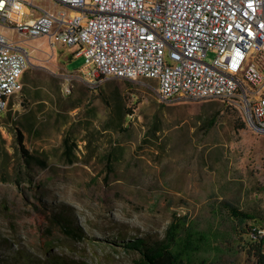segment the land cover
Instances as JSON below:
<instances>
[{"label":"rangeland","instance_id":"rangeland-1","mask_svg":"<svg viewBox=\"0 0 264 264\" xmlns=\"http://www.w3.org/2000/svg\"><path fill=\"white\" fill-rule=\"evenodd\" d=\"M27 1L56 8L52 0ZM40 41L66 73L84 65L80 57L69 59L76 47ZM46 71L41 79L51 75ZM74 81L48 80L34 86L32 97L23 85L0 114V264L53 258L134 264L136 254L122 242L164 238L175 217L205 238L197 261L251 264L256 237L226 207L256 216L264 231V135L248 127L241 108L221 101L162 102L153 80L107 78L93 89ZM53 94L56 102L49 101ZM38 97L47 103L32 101ZM116 102L127 117L122 133L105 131ZM7 118L23 129L26 149L43 164L26 166ZM58 216L73 229L57 224Z\"/></svg>","mask_w":264,"mask_h":264},{"label":"built area","instance_id":"built-area-1","mask_svg":"<svg viewBox=\"0 0 264 264\" xmlns=\"http://www.w3.org/2000/svg\"><path fill=\"white\" fill-rule=\"evenodd\" d=\"M52 2L45 10L0 0V27L19 32L23 44L0 31V114L23 91L28 49H36L29 42L47 37L52 48H77V77L92 89L107 78L153 80L162 102H228L264 135V0ZM29 6L40 12L35 19L25 18Z\"/></svg>","mask_w":264,"mask_h":264},{"label":"trees","instance_id":"trees-1","mask_svg":"<svg viewBox=\"0 0 264 264\" xmlns=\"http://www.w3.org/2000/svg\"><path fill=\"white\" fill-rule=\"evenodd\" d=\"M25 74V72H24ZM23 74V76H24ZM225 104H230L224 102ZM6 113V112H5ZM4 113V114H5ZM129 115H132L129 112ZM4 114H1L4 115ZM126 113L123 111L122 105L118 102L115 103V110L113 117L109 119L105 126V131H116L122 133L126 129ZM5 119L4 124H9L14 127V136L16 143L19 147L21 158L25 161L26 166L29 168L32 162L42 163L26 149L25 136L23 129L14 124L12 121L7 122ZM215 124V122H213ZM66 153H72L71 146L69 145L68 138L64 140ZM231 215L239 222L238 225L250 229V237H256V240L250 244V254L252 256L251 264H264V236H258L255 230H258L257 217L250 215L247 212L240 211L239 208L233 204H226ZM57 224L67 226L73 229L69 220L64 216H58ZM73 235H78L77 232L71 231ZM205 238L199 233L193 231L190 225L185 224L184 219L175 217L166 230L164 238H137L132 241H123L122 247L126 250L136 254L134 264H207V260H198L199 254L204 250ZM43 264H67L63 260L51 259ZM208 264H216L214 262Z\"/></svg>","mask_w":264,"mask_h":264},{"label":"crops","instance_id":"crops-1","mask_svg":"<svg viewBox=\"0 0 264 264\" xmlns=\"http://www.w3.org/2000/svg\"><path fill=\"white\" fill-rule=\"evenodd\" d=\"M41 8V7H40ZM45 9V8H42ZM45 10H51V9H45ZM40 15L39 11H35L33 8L29 9V7L27 8L26 11V15L25 18L26 20H32L35 19L36 17H38ZM11 30L12 33H15V35H18V37L15 38H11L12 40H14L16 43H19L20 45H23L21 40H22V36L19 32H16L14 29H9ZM40 39H36L34 40L33 44L37 47H35L36 49H34L33 54L34 56L31 58V64L30 67L25 71L24 76L21 77V82L24 85V90L27 91V93L29 94V97H32L31 95V91L33 90L34 86H38L41 83H47L48 85H50V83L48 82V80H55L58 79V77L63 78V77H71L72 80H80L77 77V73L78 71H76L75 73H66L62 68H60L58 65L54 64V52H46L45 50V46L46 44L42 41H40ZM39 41L41 43H39ZM48 47H51L49 44H47ZM52 48V47H51ZM30 51V49H28ZM82 58L84 60V58L82 56H78L77 55V48L75 50V52L72 54L71 57H69V59H75V58ZM47 70V73H51L47 74L48 76H46V78L48 79H41L40 78V73L42 70ZM81 81V80H80ZM75 82V81H74ZM55 92V91H54ZM54 101L56 102L55 98H54V94L51 95V99H49V101ZM32 101H34L36 104H40V103H47V99L42 98V97H38L36 99H32Z\"/></svg>","mask_w":264,"mask_h":264}]
</instances>
